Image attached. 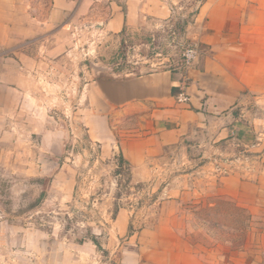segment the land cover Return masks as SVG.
I'll return each mask as SVG.
<instances>
[{"label": "rangeland", "instance_id": "374dc122", "mask_svg": "<svg viewBox=\"0 0 264 264\" xmlns=\"http://www.w3.org/2000/svg\"><path fill=\"white\" fill-rule=\"evenodd\" d=\"M162 1L158 17V2L132 7L119 34L74 21L30 47L41 110L2 151L0 264H264V86L233 105L228 134L159 147L103 94L179 66L188 43L193 66L208 61L215 0Z\"/></svg>", "mask_w": 264, "mask_h": 264}, {"label": "crops", "instance_id": "0c3cea01", "mask_svg": "<svg viewBox=\"0 0 264 264\" xmlns=\"http://www.w3.org/2000/svg\"><path fill=\"white\" fill-rule=\"evenodd\" d=\"M153 2L160 4L153 12L158 17L162 0H0V162L10 135L19 133L26 119L40 115L35 70L39 60L29 51L36 39L53 37L74 21L96 25L104 21L102 31L119 34L128 20L139 19L132 18V7L145 9ZM142 17L147 14L141 13ZM204 22L212 45L207 62L100 84L109 101L142 120V133L157 147L196 137L205 129L209 137L228 134L238 122L233 105L243 103L252 87L264 86V0H215ZM182 91L188 102L177 101ZM256 182L264 189V156ZM247 185L237 182L241 188ZM228 191L231 197H243L241 192Z\"/></svg>", "mask_w": 264, "mask_h": 264}, {"label": "built area", "instance_id": "2783aa9c", "mask_svg": "<svg viewBox=\"0 0 264 264\" xmlns=\"http://www.w3.org/2000/svg\"><path fill=\"white\" fill-rule=\"evenodd\" d=\"M197 55H198V49L196 45L192 43L183 45V50L181 53V63L179 64L178 67L187 70L189 67H191L194 64ZM188 100H189V96L184 91L177 94L178 102H188Z\"/></svg>", "mask_w": 264, "mask_h": 264}]
</instances>
